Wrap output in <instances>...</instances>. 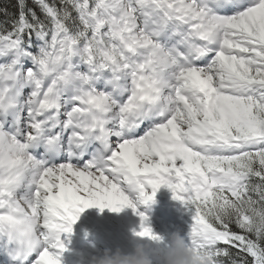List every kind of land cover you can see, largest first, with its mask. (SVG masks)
<instances>
[{
	"label": "snow or ice",
	"instance_id": "obj_1",
	"mask_svg": "<svg viewBox=\"0 0 264 264\" xmlns=\"http://www.w3.org/2000/svg\"><path fill=\"white\" fill-rule=\"evenodd\" d=\"M33 2L0 24V264H61L90 208L159 239L161 188L213 264H264V0Z\"/></svg>",
	"mask_w": 264,
	"mask_h": 264
},
{
	"label": "rangeland",
	"instance_id": "obj_2",
	"mask_svg": "<svg viewBox=\"0 0 264 264\" xmlns=\"http://www.w3.org/2000/svg\"><path fill=\"white\" fill-rule=\"evenodd\" d=\"M157 193L161 195L162 198H164L165 205H170L172 209V213L169 218L167 216H164L162 212L160 213V215L163 214L162 217L160 216V228L164 229L166 232H168V234L172 231L179 230L181 234L185 237L186 242L191 244L188 235L189 226L191 222L190 213L178 201L172 199V194L167 189L161 188ZM104 211L108 212L109 216L113 218V220L109 222V225L112 230L114 231L115 226L122 225L127 234L120 235L114 233L116 234L114 235L112 234L111 230H109V232L105 230V228H107L105 224L99 223L94 218H92L87 212H83L77 221L80 227L86 229L96 228V231H101L102 235L99 236L100 239H97L94 243H92V246L83 248L78 251L80 257L83 258L79 262V264H88L90 258L93 255H96L98 252H102L105 249L115 250L116 247H120L125 251H130V242L132 241L134 235L141 230L140 218L133 212L131 208L124 209L119 213L111 212L107 208H105L103 212ZM152 214L156 216V212H153ZM149 221L150 219H148L147 226L152 229V232L155 235L158 234V236L160 237L159 228H156L154 230L152 226H150ZM163 233L165 232L163 231ZM161 237L163 238V234L161 235ZM71 263L72 261L70 260V264Z\"/></svg>",
	"mask_w": 264,
	"mask_h": 264
},
{
	"label": "clouds",
	"instance_id": "obj_3",
	"mask_svg": "<svg viewBox=\"0 0 264 264\" xmlns=\"http://www.w3.org/2000/svg\"><path fill=\"white\" fill-rule=\"evenodd\" d=\"M130 243V251L105 249L93 255L88 264H213L209 253L187 243L179 230L159 239L135 234Z\"/></svg>",
	"mask_w": 264,
	"mask_h": 264
},
{
	"label": "trees",
	"instance_id": "obj_4",
	"mask_svg": "<svg viewBox=\"0 0 264 264\" xmlns=\"http://www.w3.org/2000/svg\"><path fill=\"white\" fill-rule=\"evenodd\" d=\"M26 3L29 8L36 11L38 15H41L39 8L35 5L33 0H26ZM17 14L18 0H0V24L8 22L10 26L11 21L17 16Z\"/></svg>",
	"mask_w": 264,
	"mask_h": 264
},
{
	"label": "bare ground",
	"instance_id": "obj_5",
	"mask_svg": "<svg viewBox=\"0 0 264 264\" xmlns=\"http://www.w3.org/2000/svg\"><path fill=\"white\" fill-rule=\"evenodd\" d=\"M163 214H164V213H163ZM164 215H165V214H164ZM167 217L169 218L170 216H167ZM181 225H182V224H181ZM166 233H167V232H166ZM166 233H165V234H166ZM71 261H72V260H71Z\"/></svg>",
	"mask_w": 264,
	"mask_h": 264
}]
</instances>
